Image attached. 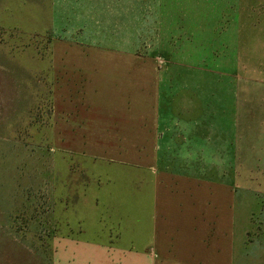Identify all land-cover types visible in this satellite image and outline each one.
Segmentation results:
<instances>
[{
  "label": "crops",
  "instance_id": "obj_1",
  "mask_svg": "<svg viewBox=\"0 0 264 264\" xmlns=\"http://www.w3.org/2000/svg\"><path fill=\"white\" fill-rule=\"evenodd\" d=\"M32 14L55 35L53 76L64 78L54 148L81 167L90 159L107 182L92 206L77 200L75 226L68 201L54 211L47 263L247 264L246 206L264 199V48L249 67L240 46L264 43V1L37 0ZM137 44L195 64L172 74L158 57L110 47Z\"/></svg>",
  "mask_w": 264,
  "mask_h": 264
},
{
  "label": "rangeland",
  "instance_id": "obj_2",
  "mask_svg": "<svg viewBox=\"0 0 264 264\" xmlns=\"http://www.w3.org/2000/svg\"><path fill=\"white\" fill-rule=\"evenodd\" d=\"M35 3L37 0H0V264H48L49 229L55 226L54 211L59 213L68 201L66 216L75 226L77 200L92 206L96 182L107 186L105 176L96 173L90 159L81 167L78 154L56 152L57 145L50 138L53 89L55 81L64 78L53 76L55 35L32 22ZM81 36L80 41L87 46L94 41L90 35ZM261 36L264 38V34ZM110 47L135 48L137 54L158 57L162 68L171 70L172 74L175 69L188 70L195 64L176 55L171 46ZM261 47L264 48V43L241 45L240 65L260 64L249 57L258 58L256 54L261 53ZM202 69L200 84L207 85L208 78L203 75L213 66ZM221 72L227 71L221 67ZM117 175L118 182H123L121 173ZM81 182L88 183L85 190L80 189ZM102 196L100 193L98 197L103 199ZM253 199L250 197L246 206L249 214L256 213V228L249 236L246 262L264 264V255L255 252L256 247L264 250V199L258 205Z\"/></svg>",
  "mask_w": 264,
  "mask_h": 264
}]
</instances>
